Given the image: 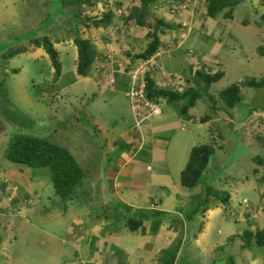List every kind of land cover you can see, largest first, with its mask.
Returning a JSON list of instances; mask_svg holds the SVG:
<instances>
[{
  "label": "rangeland",
  "instance_id": "1",
  "mask_svg": "<svg viewBox=\"0 0 264 264\" xmlns=\"http://www.w3.org/2000/svg\"><path fill=\"white\" fill-rule=\"evenodd\" d=\"M89 1L92 0H87L84 4L87 9ZM66 2L67 0H0V209L7 208L10 221H15L11 227L12 237L9 234L10 228L0 234V264H41L51 258L52 247L48 244L61 243L62 240L65 247L58 254L61 264L73 260L74 255H77L79 261L94 264L95 259L107 254L101 249V245L107 243L108 232L105 233V230L123 225L127 218L137 219L140 216L118 200L108 210V205L104 206L114 196L109 187H106L110 185L104 172L110 158L104 148L106 137L109 136L106 131L112 132V127H108L107 122L114 125L117 120L114 129L117 131L123 121L128 124L126 130L130 132L133 118L129 120L127 117V107L124 106L129 105L127 97H122L120 104L114 107L111 105V95L102 92L99 81L89 77L87 80L76 77V54L69 46L73 41V34L69 37L66 25L69 20L55 16L58 8ZM260 2L261 0H241L233 7L232 19L222 15L216 18L204 17L207 32L192 35L190 42L184 46L187 47L185 51L190 53L191 50L199 61H211V73L214 72L213 68L223 71V77L212 88L217 106L221 105L216 95L220 89L247 78L259 80L264 77V52L261 54L258 49L259 46L264 47V22L261 21L264 5L261 6ZM82 6L78 2L69 8L75 10ZM46 19L52 21L49 22L51 25L45 29L39 28L41 21ZM113 22L116 25L120 21L115 17ZM245 22L248 25H244ZM72 23L69 24L71 27ZM33 31H36V37L48 36L55 49L60 52V77L53 75L50 59L44 50L34 48L33 43L25 38ZM94 31L99 32L100 29L90 32L82 26L79 28L82 37L89 38L93 43L96 41L92 37ZM56 38H59V43L55 42L58 40ZM146 45L144 44V48ZM21 46H27L28 51L7 58L8 51ZM181 50L174 48L171 57L160 53L159 60L167 74L186 72L187 65L182 57L185 59L187 56ZM207 53H211L209 56L217 62L210 60ZM15 69L18 71L14 72ZM200 71L206 72L205 68ZM192 73L194 74V70ZM36 89H52L57 100L47 102V95H43L46 100L38 96L36 98ZM241 92L240 104L227 113L212 110L206 98L197 101L190 112L196 116L198 123H201L200 119L205 114L214 119L209 135L214 136L210 138L216 145L222 146L210 158L201 187L210 186L223 193L227 192L231 201L241 199L242 206L245 205V199L252 209L264 197L259 193L260 187H264V164L263 168L256 167L251 160L259 155L264 163V85L258 88L243 87ZM168 107L169 105H162L164 110ZM11 115L13 120L10 119ZM96 121L107 128L106 133L98 134ZM235 126H241L238 132H234ZM208 127L204 124L199 126L200 129ZM16 133L39 136L62 145L73 154L82 168L89 167V172L82 184L77 186L73 199L63 201L55 194L47 168L32 169L13 164L4 157ZM218 133L222 134L221 138L217 137ZM255 134L260 138L254 137ZM204 135L203 139L194 134V146L210 141L208 133ZM190 150L188 146L181 149V158L174 163L175 170L185 168ZM254 170L257 174H254ZM7 185L11 190H8ZM102 185L105 186L103 191ZM19 195L28 198L24 200ZM29 207L34 210L35 215L22 217ZM234 211L237 212L238 209ZM231 219L225 218L226 223L241 232L240 225ZM101 222L109 223V227L104 228L102 237L94 231V226ZM252 228L248 225L246 227ZM88 229L92 230L91 235L85 232ZM124 230L123 235L133 233L127 225ZM126 238L129 243V237ZM253 250L263 251L259 257L264 264V248ZM6 253L11 256L10 262L6 260ZM199 254L196 251L190 256ZM226 259L230 260L231 256L228 255Z\"/></svg>",
  "mask_w": 264,
  "mask_h": 264
},
{
  "label": "crops",
  "instance_id": "2",
  "mask_svg": "<svg viewBox=\"0 0 264 264\" xmlns=\"http://www.w3.org/2000/svg\"><path fill=\"white\" fill-rule=\"evenodd\" d=\"M134 1L126 0L124 7L130 4L133 5ZM184 2L186 3L183 9L170 10V7H176L177 4ZM260 5L263 6L264 1ZM153 11L154 15L162 19L163 23L169 28L160 35L163 47L160 48V53H166L171 57V53H174L172 46L175 45V49L181 48V52L187 56L184 59L180 55L182 61L186 62V72L173 73L182 75L185 79L183 86H188V81L192 78V71L196 72V67H201L199 69L205 68L208 71L212 67L208 60L206 62L204 59L199 61L191 53V50L189 53L185 51L187 47L184 48L190 42L192 35L196 36L207 32L206 24L203 22V18L206 17L204 0H160L154 5ZM121 20L116 25L113 23V26L107 32L103 29H100L99 32L94 31L95 35L98 34L94 40H96L95 44L99 54H101V56H98L101 60H94L87 75L78 76L76 74L77 78L83 77L87 80V77H89L94 81H99L102 92L111 95V99H109L114 107L120 104L122 97H126L128 88L126 70L133 64L132 54L143 50L144 44H147L146 35L149 31L148 28L140 27L133 19L128 20L126 23ZM245 25H248L247 22ZM73 43L74 41L70 42L69 46L75 50L77 59V48ZM210 54L207 53L208 56ZM210 56L208 57L210 60L217 62L216 59ZM206 63H208V66ZM217 64L219 65V63ZM159 65L162 67V71L167 73L160 60ZM214 70L215 68H213ZM168 73L171 74V72ZM108 78H112L113 82H109ZM160 80L164 81L165 77H160ZM172 105L173 103L167 110L162 108L160 115L147 119V122L141 121L137 124L130 104L129 107L124 104L127 107V117L129 120L133 118L131 120L133 121V127L130 132L126 130L129 127L128 124L123 121L120 130H114L117 118H115L114 125L107 122V126L112 127V132L106 131L107 128L98 121L95 122L98 127V134L101 135L106 132L109 134L106 137L104 148L105 153L110 154V158L104 172L107 174V181L110 185L106 187H109L111 194L114 196L104 203V206L108 205L106 209L113 207L115 201L118 200L126 205L128 209H133L136 213H139V217L146 218V220L149 218V212L153 211L167 213V216L155 232L150 229L151 221H145L143 231L138 230L123 235L129 218L126 219L127 222H124L123 225L120 224L114 229L110 227L108 231L105 230V233L108 232L107 243L101 245V249L107 254L95 259L94 264H263L259 257L263 251L244 248L241 245V240L239 238L234 239V237L242 233L247 225L253 227L252 230L256 227L264 228V218H262L264 215V197H261L259 203L255 204L252 209H250L248 202L243 199L244 197L242 198L244 206L241 204V199L239 201L229 200L223 204L212 198L207 199L205 206H200L206 199L204 190L201 187L191 190L183 187L180 183L182 169L175 170L174 163L181 158L182 148L185 149L186 146L192 148L194 146L192 139H194L195 133L203 139L204 134L208 133L209 135V129H200L199 126L202 124L210 126L214 119H210L206 123H198L196 116H193L190 109L188 116L191 118L188 116L186 118L172 109ZM210 137L214 136L209 135ZM120 141H122L121 144ZM181 145L182 147H180ZM84 170L89 172V167ZM104 188L105 186L102 185V191ZM9 189L10 186H8ZM259 193L264 196V187H260ZM19 196L24 200L28 198L22 195ZM199 206L201 211L188 221L185 217ZM241 206L243 209L240 211ZM237 209L238 211L235 212L234 210ZM24 210L22 214H24ZM143 212L149 214H143ZM232 212L233 215L237 213L236 218L231 215ZM29 215H35L31 207L27 212L25 211V215H22V217ZM229 215L234 223L240 225L241 232L226 223L225 218L231 219ZM10 219L8 209H0V234L10 228L9 234L12 237L11 227L14 226L15 221H10ZM250 223H253V225ZM108 227V222H101L94 226V231L102 237L104 228ZM85 232L88 235L92 234L91 229ZM126 236L129 237V243L126 242ZM7 237L10 238V236ZM176 241L177 250L174 259L164 260L161 257V252L172 246L175 247ZM62 242L64 240L61 243L51 242L48 244L52 247L51 258L41 264H61L60 255L58 254H61L65 247ZM0 243H2L1 236ZM196 251L200 254L191 257V253ZM136 252H140V254ZM75 253H77L76 247ZM228 255L231 256L230 260L226 259ZM5 256L6 260L10 262V254L6 253ZM74 257L68 263L63 262L62 264H88L85 260H77V255H74Z\"/></svg>",
  "mask_w": 264,
  "mask_h": 264
},
{
  "label": "trees",
  "instance_id": "3",
  "mask_svg": "<svg viewBox=\"0 0 264 264\" xmlns=\"http://www.w3.org/2000/svg\"><path fill=\"white\" fill-rule=\"evenodd\" d=\"M86 1L87 0H67L66 3L58 8L55 15L57 17H63L64 19L66 18L69 20V24L73 22L71 24L72 27L68 24V22L66 25L68 26L69 36L73 34L74 45L77 48L76 74L78 76L87 75L91 69L92 63H94V60H101V58L98 57L101 56V54H99L96 44L89 38H83L79 32V28L81 26L90 32L98 29H103L107 32L113 26V20L115 17H117L118 20L122 19L125 21L124 23L133 19L140 27L148 28L149 31L146 35L148 38L146 47L143 50L132 54V62L135 63L137 60H146L161 50L160 48L162 47V42L160 41V35L165 33L169 28L163 23L162 19L154 15V5H156L160 0H135L133 5L130 4L126 7H124L126 0H92L89 1L90 3L88 9L84 6ZM240 1L241 0H204L205 16L209 18H216L217 16L222 15L224 18L232 19L234 12L233 7L238 5ZM263 1L264 0H261L260 3ZM78 2L83 5L82 8L78 7L75 10L69 8V6L76 3L78 4ZM67 14L69 16H67ZM64 19H62V21H64ZM50 21L51 20L48 19L44 20V22L41 21L38 27L45 29L51 25L49 24ZM151 21L153 22L151 23ZM261 21L264 22V15H262ZM56 22L54 24H56ZM35 33L36 31H33L30 36H26L25 38L33 43L34 48H42L44 50L45 54L50 59V64L53 68V75L57 78L60 77L61 65L59 61V53L55 49L53 42L48 38V36L43 35L36 37ZM92 35L93 38H97V35L93 33ZM56 39L58 40L55 42H58L59 38ZM174 48L175 45L172 46V49ZM258 49L261 54L264 52V47L259 46ZM26 51H28L27 46L16 47L8 51L6 56L7 58H11L14 55H18ZM210 63L212 62L209 61V64ZM206 64L208 66V63ZM200 70L202 69L196 70V72L192 74L191 80L188 81L189 85L184 86L180 90L169 86L161 87L156 83V79H154L151 74L147 73L146 86L144 90L145 95L150 100L158 103H163L169 106L173 103L172 109L176 110L182 117L187 118L189 109L193 108L195 103L202 98H206V100L210 102V108L212 110H222L227 113L240 104L242 100L241 91L243 87L258 88L264 85V77L259 80L247 78L245 80L232 83L231 85L220 89L218 92L216 91V95L219 97L221 102V105L217 106L215 105L214 99L215 92H213L212 88L213 85L223 77L224 73L218 69L213 73L208 70L207 72H202ZM13 71L17 72L18 70L15 69ZM51 90L36 89L35 97L43 98V95H47V97H45L47 98V102H53L57 100V96H55L56 93ZM262 108H264V106H262ZM12 117L13 116L11 115L10 119L13 120ZM188 117L191 118L190 116ZM210 119L212 118L205 114L200 119V122L206 123ZM262 123L264 124V121ZM240 128L241 126H235L233 130H235L234 132H238ZM208 129L211 133L212 130L210 126ZM221 136L222 134L218 133L217 137L221 138ZM254 137L260 138L259 135L256 136V134ZM262 147H264V145H262ZM217 148L222 149V146L216 145L212 139H210V141L206 144L196 145L191 148L188 162L180 173V183L183 187L190 190L195 188L199 189L201 187V184L203 183V174L206 172L210 163V158L215 154ZM4 157L13 164L27 166L32 169L47 168L50 172V180L54 192L63 201L73 199L77 186L82 184L87 173V171L78 164L73 154L69 152L68 149L39 136L29 134L16 133L10 141ZM251 160L254 164H256V167L263 168L264 163L261 156H254ZM254 174H257L256 170H254ZM201 188L206 194V199H204L200 206H205L207 199L210 198L218 200L223 204L230 200L227 192L223 193V191L215 190L210 186ZM200 206L197 209H194L191 214L185 218L188 221L192 219L195 214L201 211ZM231 215H233V212ZM166 216L167 213L153 211L150 212L147 220L143 217H139L137 219L129 218L127 226L131 229L130 231H143V223L145 221H151L150 229L155 232ZM233 217L236 218V214H234ZM235 238H239L241 240V245L244 248H264V228L260 229L259 227H256L253 230L245 229L242 233L234 237V239ZM176 250L177 241L175 247L172 246L161 252L162 258L164 260L174 259ZM163 252H166V254L163 255Z\"/></svg>",
  "mask_w": 264,
  "mask_h": 264
},
{
  "label": "built area",
  "instance_id": "4",
  "mask_svg": "<svg viewBox=\"0 0 264 264\" xmlns=\"http://www.w3.org/2000/svg\"><path fill=\"white\" fill-rule=\"evenodd\" d=\"M185 3L177 4L176 7H170L171 11L175 9H183ZM151 74L156 83L163 86H169L176 89H181L184 84L181 75L164 73L162 67L159 65V53L154 54L146 60H137L127 70L128 89L126 96L130 100V107L135 116L137 124L141 121L147 122V119L159 115L162 111V103L152 101L145 95L146 74ZM160 77H165L164 81ZM109 82H113L112 78H108ZM149 168V167H148ZM264 201V199H263Z\"/></svg>",
  "mask_w": 264,
  "mask_h": 264
},
{
  "label": "clouds",
  "instance_id": "5",
  "mask_svg": "<svg viewBox=\"0 0 264 264\" xmlns=\"http://www.w3.org/2000/svg\"><path fill=\"white\" fill-rule=\"evenodd\" d=\"M157 53H159L160 54V51L159 52H157ZM156 54V53H155ZM199 68H201V67H196V69L198 70ZM205 71L207 72V70L205 69ZM215 71V70H214ZM182 76V75H181ZM183 77V76H182ZM183 81H184V83H185V79H184V77H183ZM184 85V84H183ZM184 86H182L181 88H183ZM162 105H163V103H162ZM162 112V111H161ZM161 114V113H160ZM159 114V115H160Z\"/></svg>",
  "mask_w": 264,
  "mask_h": 264
}]
</instances>
